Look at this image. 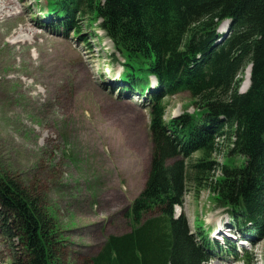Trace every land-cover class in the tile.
Instances as JSON below:
<instances>
[{
	"label": "trees",
	"instance_id": "trees-1",
	"mask_svg": "<svg viewBox=\"0 0 264 264\" xmlns=\"http://www.w3.org/2000/svg\"><path fill=\"white\" fill-rule=\"evenodd\" d=\"M44 1L39 10L57 32H104L123 57L117 82L149 111L151 164L127 211L131 229L108 237L91 264H206L214 248L202 221L199 245L185 214H174L188 192L207 190L242 238L264 239V0ZM182 92L193 112L166 120V97ZM0 235L16 251L11 264H64L55 213L1 170ZM230 252L257 264L253 251Z\"/></svg>",
	"mask_w": 264,
	"mask_h": 264
},
{
	"label": "rangeland",
	"instance_id": "rangeland-1",
	"mask_svg": "<svg viewBox=\"0 0 264 264\" xmlns=\"http://www.w3.org/2000/svg\"><path fill=\"white\" fill-rule=\"evenodd\" d=\"M43 6L44 0H0V16H7L0 17V170L55 213L64 264H91L108 237L131 229L127 211L151 164L149 111L117 82L123 57L101 29L83 27V38L59 33L40 17ZM223 23L218 30L224 34ZM165 103L166 120L194 110L188 92ZM208 195L203 190L193 199L188 192L174 207L199 245L197 220L207 234L219 226L229 231L219 243L208 234L214 252L206 264H243L229 256L234 243L264 264V239H242ZM15 253L0 235V264H11Z\"/></svg>",
	"mask_w": 264,
	"mask_h": 264
},
{
	"label": "bare ground",
	"instance_id": "bare-ground-1",
	"mask_svg": "<svg viewBox=\"0 0 264 264\" xmlns=\"http://www.w3.org/2000/svg\"><path fill=\"white\" fill-rule=\"evenodd\" d=\"M244 77H245V79H244V83H243V87H242V92H243V90H246L248 85H249V79H250V68L249 67L245 70V76Z\"/></svg>",
	"mask_w": 264,
	"mask_h": 264
}]
</instances>
